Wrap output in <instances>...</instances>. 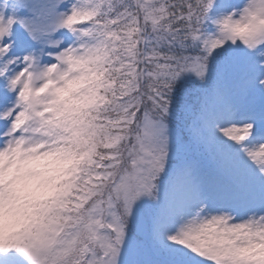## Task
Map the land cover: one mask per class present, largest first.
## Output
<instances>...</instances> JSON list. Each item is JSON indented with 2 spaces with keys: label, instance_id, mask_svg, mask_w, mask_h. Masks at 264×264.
<instances>
[{
  "label": "snow or ice",
  "instance_id": "1",
  "mask_svg": "<svg viewBox=\"0 0 264 264\" xmlns=\"http://www.w3.org/2000/svg\"><path fill=\"white\" fill-rule=\"evenodd\" d=\"M0 264H264V0H0Z\"/></svg>",
  "mask_w": 264,
  "mask_h": 264
}]
</instances>
